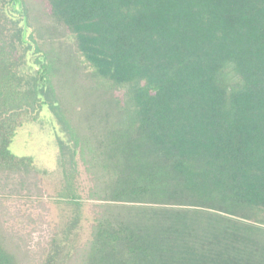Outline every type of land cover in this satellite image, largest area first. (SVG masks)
Wrapping results in <instances>:
<instances>
[{"label": "trees", "instance_id": "1", "mask_svg": "<svg viewBox=\"0 0 264 264\" xmlns=\"http://www.w3.org/2000/svg\"><path fill=\"white\" fill-rule=\"evenodd\" d=\"M43 2L124 96L74 97L25 0H0V180L29 189L34 160L9 145L47 106L66 136L56 197L71 214L37 254L6 225L0 190V264H264V0ZM84 201L93 219L77 243Z\"/></svg>", "mask_w": 264, "mask_h": 264}, {"label": "rangeland", "instance_id": "2", "mask_svg": "<svg viewBox=\"0 0 264 264\" xmlns=\"http://www.w3.org/2000/svg\"><path fill=\"white\" fill-rule=\"evenodd\" d=\"M25 2L31 24L30 30L46 40V49L52 54L62 53L61 63L56 64V72L59 77L66 78L65 74L68 77L64 89L73 93L74 97L82 95L84 100L98 95L99 92L112 91L116 96H124L123 90L111 89L107 84H103L101 79L90 74V69L74 53L71 36L52 23L43 0H25ZM73 57L75 61L77 60L75 68H72ZM71 61L73 62L70 64ZM73 108L71 106L69 110L73 111ZM57 138L65 140V133L60 127L56 114L44 106L36 121L24 123L16 129L9 145L12 153L31 156L34 160L36 171L32 172L31 177L27 178L23 185L29 186V189H20L18 174H10L0 180V186H3L0 189L1 194H5L2 206L6 225L18 232L24 244L30 246L33 252L37 251V254L44 252L49 237L57 230L56 228L61 227L66 217L71 215L70 206H66L56 197V193L64 185L62 168L57 156ZM76 160L78 175L75 182L79 194L85 196L91 180L78 155ZM92 204L91 201L83 202L77 243H83L89 238L90 223L93 219Z\"/></svg>", "mask_w": 264, "mask_h": 264}]
</instances>
